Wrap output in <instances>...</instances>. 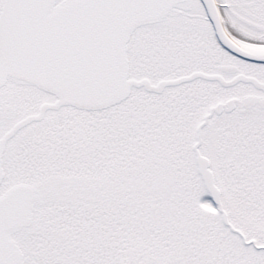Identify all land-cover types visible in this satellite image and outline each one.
<instances>
[{
    "label": "snow or ice",
    "instance_id": "obj_1",
    "mask_svg": "<svg viewBox=\"0 0 264 264\" xmlns=\"http://www.w3.org/2000/svg\"><path fill=\"white\" fill-rule=\"evenodd\" d=\"M0 264H264V0H0Z\"/></svg>",
    "mask_w": 264,
    "mask_h": 264
}]
</instances>
